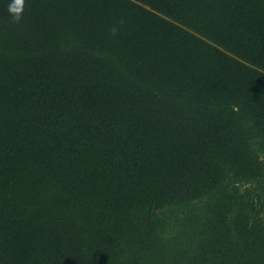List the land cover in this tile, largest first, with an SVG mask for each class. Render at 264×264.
<instances>
[{
	"label": "trees",
	"instance_id": "1",
	"mask_svg": "<svg viewBox=\"0 0 264 264\" xmlns=\"http://www.w3.org/2000/svg\"><path fill=\"white\" fill-rule=\"evenodd\" d=\"M0 0V264H264V0Z\"/></svg>",
	"mask_w": 264,
	"mask_h": 264
},
{
	"label": "clouds",
	"instance_id": "2",
	"mask_svg": "<svg viewBox=\"0 0 264 264\" xmlns=\"http://www.w3.org/2000/svg\"><path fill=\"white\" fill-rule=\"evenodd\" d=\"M23 6L24 0H12V3L8 7V11L12 15L14 21L18 22L20 20Z\"/></svg>",
	"mask_w": 264,
	"mask_h": 264
}]
</instances>
